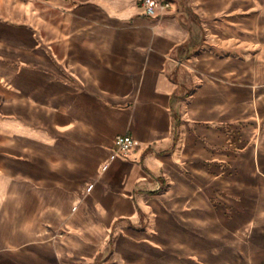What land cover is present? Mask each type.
I'll return each instance as SVG.
<instances>
[{"label":"crops","instance_id":"1","mask_svg":"<svg viewBox=\"0 0 264 264\" xmlns=\"http://www.w3.org/2000/svg\"><path fill=\"white\" fill-rule=\"evenodd\" d=\"M158 1L0 0V264H249L264 0Z\"/></svg>","mask_w":264,"mask_h":264},{"label":"rangeland","instance_id":"2","mask_svg":"<svg viewBox=\"0 0 264 264\" xmlns=\"http://www.w3.org/2000/svg\"><path fill=\"white\" fill-rule=\"evenodd\" d=\"M0 22L6 24V12L0 14ZM4 51L0 53V165H6L8 160L6 156V75H1L6 73V52ZM0 173L6 174V166L5 169H0ZM258 229L253 233H246V229H239L231 240L236 250L244 255L249 264H264V233H259Z\"/></svg>","mask_w":264,"mask_h":264},{"label":"built area","instance_id":"3","mask_svg":"<svg viewBox=\"0 0 264 264\" xmlns=\"http://www.w3.org/2000/svg\"><path fill=\"white\" fill-rule=\"evenodd\" d=\"M145 14L150 17H155L157 12H167L170 9V4L158 0H142ZM116 148L122 153H130L133 150V141L130 136H119L115 141Z\"/></svg>","mask_w":264,"mask_h":264}]
</instances>
